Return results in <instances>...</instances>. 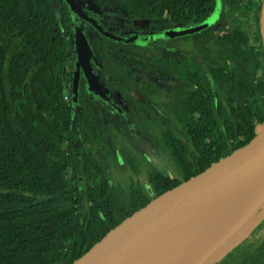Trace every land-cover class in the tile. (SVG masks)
Returning <instances> with one entry per match:
<instances>
[{
	"label": "trees",
	"instance_id": "trees-1",
	"mask_svg": "<svg viewBox=\"0 0 264 264\" xmlns=\"http://www.w3.org/2000/svg\"><path fill=\"white\" fill-rule=\"evenodd\" d=\"M125 1L154 18L163 15L168 2ZM54 3L59 5L57 11ZM171 3L176 5H170V11L180 12L182 5ZM62 5V0H0V264H71L128 215L174 186H159L151 198L139 186L137 192L130 191L127 171L135 165L120 151L121 163L104 169L96 151L106 159L109 147L102 143L108 141L97 135L78 158L71 145H65L71 129L63 97L71 78L67 66L73 65L76 55ZM186 6L192 12L196 9ZM209 6L202 5L205 10ZM234 23L227 44L223 43V56L228 55L233 64L229 88L222 92L232 103L229 144L252 132L264 105L259 16L252 33L241 20ZM204 124L208 122H202V130ZM217 139L222 140L219 133ZM230 147L222 141L185 180ZM70 167L74 172L68 177ZM263 228L257 226L242 241L250 248L238 262L231 253L218 264H264Z\"/></svg>",
	"mask_w": 264,
	"mask_h": 264
},
{
	"label": "flooded vegetation",
	"instance_id": "flooded-vegetation-1",
	"mask_svg": "<svg viewBox=\"0 0 264 264\" xmlns=\"http://www.w3.org/2000/svg\"><path fill=\"white\" fill-rule=\"evenodd\" d=\"M74 2L84 19L65 0L62 7L73 38L79 29L90 50L86 66L76 68L77 58L67 66L71 78L63 97L71 129L64 142L77 158L93 136H99L109 147L106 159L96 151L102 167L121 163L120 151L125 152L129 164L135 165L127 171L130 191L137 192L139 186L151 198L159 186L185 180L222 141L232 145L227 127L232 103L222 92L229 88L233 64L223 56V43L233 31L234 19L241 20L248 33L256 29L262 0H168L158 18L140 13L125 0ZM171 2L182 5L180 12L170 11L169 6L176 5ZM185 5L196 9L192 12ZM202 5L212 7L205 10ZM213 15L205 29L193 31ZM147 34L165 37L139 43ZM202 122H208L204 130ZM68 169L69 177L74 170ZM76 181L79 186L77 170ZM248 248L232 250V260L238 262Z\"/></svg>",
	"mask_w": 264,
	"mask_h": 264
},
{
	"label": "water",
	"instance_id": "water-1",
	"mask_svg": "<svg viewBox=\"0 0 264 264\" xmlns=\"http://www.w3.org/2000/svg\"><path fill=\"white\" fill-rule=\"evenodd\" d=\"M83 19L74 0H65ZM214 15L193 31L205 29ZM264 77V0L260 8ZM189 33V32H188ZM164 34H147L148 39ZM76 68L86 66L90 50L83 33L74 36ZM89 75V70H87ZM79 186H82L79 176ZM264 220V105L252 132L205 168L151 198L123 219L71 264H181L201 250L218 253L217 264ZM228 229L225 239L218 234ZM218 249L213 252V248ZM227 249V250H226ZM226 250V251H225ZM225 251V252H224Z\"/></svg>",
	"mask_w": 264,
	"mask_h": 264
},
{
	"label": "bare ground",
	"instance_id": "bare-ground-1",
	"mask_svg": "<svg viewBox=\"0 0 264 264\" xmlns=\"http://www.w3.org/2000/svg\"><path fill=\"white\" fill-rule=\"evenodd\" d=\"M228 229L223 230L218 234V242H221L223 239H225V233ZM218 248H213V252L217 250ZM205 250H201L197 252L196 254H193L192 256H189L187 259H185L181 264H199L203 259H205L207 256H209Z\"/></svg>",
	"mask_w": 264,
	"mask_h": 264
},
{
	"label": "rangeland",
	"instance_id": "rangeland-1",
	"mask_svg": "<svg viewBox=\"0 0 264 264\" xmlns=\"http://www.w3.org/2000/svg\"><path fill=\"white\" fill-rule=\"evenodd\" d=\"M83 1V0H82ZM54 7V9L57 11V7L56 6H53ZM130 35H127V36H124V38L125 39H127L128 37H129ZM127 40H129V39H127ZM115 142L116 143H118V139L117 140H115ZM122 142H120V144H121ZM260 225H262V226H264V220H262L261 221V224ZM259 226V225H258ZM261 233H264V228L261 230ZM242 243V242H241ZM241 243H239L234 249H233V252H236V251H238V250H240V249H242V247H244L245 246V244H241ZM227 250V249H226ZM225 250V251H226ZM224 251V252H225ZM223 254V252H221V253H218L208 264H211V263H213V262H215L216 260H217V258H219L221 255ZM229 254H231V253H229Z\"/></svg>",
	"mask_w": 264,
	"mask_h": 264
}]
</instances>
